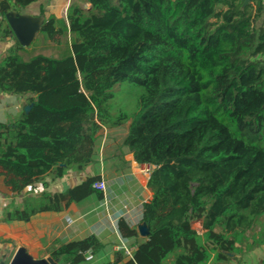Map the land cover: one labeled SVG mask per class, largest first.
<instances>
[{
	"label": "trees",
	"instance_id": "obj_1",
	"mask_svg": "<svg viewBox=\"0 0 264 264\" xmlns=\"http://www.w3.org/2000/svg\"><path fill=\"white\" fill-rule=\"evenodd\" d=\"M34 1L0 0V42L11 40L0 94L25 96L17 117L0 120V177L12 193L0 222L102 200L92 187L99 176L46 188L84 173L98 133L128 123L121 146L151 167L140 220L147 237L129 258L105 255L94 235L53 239L48 257L86 264L90 251L105 264H230L264 246L262 1L70 0L64 18L40 10L25 49L5 15ZM127 92L134 106L120 98ZM117 228L139 237L121 219Z\"/></svg>",
	"mask_w": 264,
	"mask_h": 264
},
{
	"label": "crops",
	"instance_id": "obj_2",
	"mask_svg": "<svg viewBox=\"0 0 264 264\" xmlns=\"http://www.w3.org/2000/svg\"><path fill=\"white\" fill-rule=\"evenodd\" d=\"M264 5V0H261ZM70 0H36L29 4L22 15L31 18L44 19L40 10L64 18V8ZM264 28V10L257 26ZM11 44L10 38L0 42V56ZM25 103V96H8L0 94V120L5 122L17 117ZM26 107V106H25ZM24 107V108H25ZM97 155L94 163L88 166L81 175L74 174L66 180L49 183L46 190L61 192L69 183L79 184L84 176H99L106 183V192L102 200L90 196L80 203H72L61 212H44L36 214L26 222H0V262L9 264L16 250L23 248L31 259L46 264L48 255L44 252V246L40 243H50L53 239L61 241L79 240L89 235H94L105 245L104 254L110 255L115 252V247L121 243L128 244L132 249L134 243L142 242L147 235L138 238H123L117 228L121 219L129 228L139 230L141 223L142 204L150 199L151 193L146 188L148 176L132 173L133 167H138L132 155L128 154L127 164L123 165L117 159L105 158ZM23 196L14 201L20 203ZM12 201V193L4 186L3 178L0 177V217L3 208ZM264 249V246H261ZM34 249L37 252H34ZM253 250L242 260L230 264H254L259 255L254 256ZM56 264H61L56 261Z\"/></svg>",
	"mask_w": 264,
	"mask_h": 264
},
{
	"label": "rangeland",
	"instance_id": "obj_3",
	"mask_svg": "<svg viewBox=\"0 0 264 264\" xmlns=\"http://www.w3.org/2000/svg\"><path fill=\"white\" fill-rule=\"evenodd\" d=\"M24 48L30 49L31 44ZM260 60L264 64V56L260 57ZM120 87H124V86H116L114 87V91ZM129 94H130L129 92L123 93L122 95H120V98L130 100L132 103V106H134L136 103L135 96L129 95ZM126 108H130V107H126ZM127 126H128V123L124 124L123 126L117 129H102L98 133V136L95 142V146H94L95 156L96 157L97 155L100 157L101 155L102 157L106 156L107 158H109V160L115 158L121 163H123L124 165H126L128 163L126 160V158L128 157V152L126 148L121 146V142L127 132ZM133 168L134 169L132 170V173L138 174L140 172L139 168L135 166ZM193 227L195 229H199V224L195 223L193 224ZM40 244L47 245V243H40ZM34 252H37V250L34 249ZM44 252H45V246H44ZM249 254L250 253L239 255L236 259L237 261L242 260L244 257L248 256ZM256 255H259L258 259L256 260V257H255L254 261L251 260V262H253L254 264H259V262L262 261V259H264V249L262 247L256 248L254 256ZM105 263L106 261L102 258H95L90 262H86V264H105Z\"/></svg>",
	"mask_w": 264,
	"mask_h": 264
},
{
	"label": "water",
	"instance_id": "obj_4",
	"mask_svg": "<svg viewBox=\"0 0 264 264\" xmlns=\"http://www.w3.org/2000/svg\"><path fill=\"white\" fill-rule=\"evenodd\" d=\"M243 5L248 4L249 0H241ZM86 8L88 6H85ZM5 20L9 25L11 30V35L15 37L19 45L26 47L30 45L37 34L40 25L42 24L41 18H31L22 13H17L15 11H10L5 15ZM44 20V19H43ZM30 109L29 106L24 108V111L27 112ZM139 227L138 233L142 236L148 235L147 226L142 223ZM0 264H4L0 262ZM9 264H44L37 262L28 255L25 249L20 248L16 250ZM46 264H56L50 257L46 259Z\"/></svg>",
	"mask_w": 264,
	"mask_h": 264
},
{
	"label": "built area",
	"instance_id": "obj_5",
	"mask_svg": "<svg viewBox=\"0 0 264 264\" xmlns=\"http://www.w3.org/2000/svg\"><path fill=\"white\" fill-rule=\"evenodd\" d=\"M69 5V4H68ZM68 5L65 6L64 8V15H66V10L68 8ZM2 16L0 15V21L2 20ZM140 172L146 176H149L151 167L149 165H138ZM92 187L98 191H102L103 194L106 192V183L103 179H100L98 181H95L92 185ZM115 251H122L123 255L127 258H129L132 254L133 249L126 243H121L115 247ZM93 259V255L90 251L87 252L85 256L86 261H91Z\"/></svg>",
	"mask_w": 264,
	"mask_h": 264
}]
</instances>
